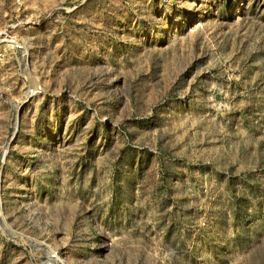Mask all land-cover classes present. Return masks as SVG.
I'll list each match as a JSON object with an SVG mask.
<instances>
[{"label":"rangeland","instance_id":"obj_1","mask_svg":"<svg viewBox=\"0 0 264 264\" xmlns=\"http://www.w3.org/2000/svg\"><path fill=\"white\" fill-rule=\"evenodd\" d=\"M264 264V0H0V264Z\"/></svg>","mask_w":264,"mask_h":264},{"label":"built area","instance_id":"obj_2","mask_svg":"<svg viewBox=\"0 0 264 264\" xmlns=\"http://www.w3.org/2000/svg\"><path fill=\"white\" fill-rule=\"evenodd\" d=\"M36 246V252L39 253L38 258L40 264H68L64 255L47 241H40Z\"/></svg>","mask_w":264,"mask_h":264}]
</instances>
